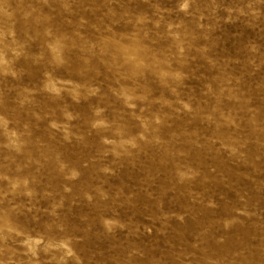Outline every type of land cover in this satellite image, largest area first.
Here are the masks:
<instances>
[{
    "label": "rangeland",
    "instance_id": "374dc122",
    "mask_svg": "<svg viewBox=\"0 0 264 264\" xmlns=\"http://www.w3.org/2000/svg\"><path fill=\"white\" fill-rule=\"evenodd\" d=\"M0 264H264V0H0Z\"/></svg>",
    "mask_w": 264,
    "mask_h": 264
}]
</instances>
